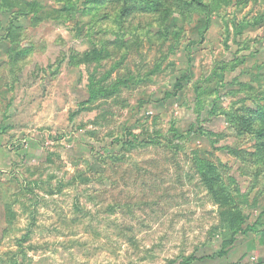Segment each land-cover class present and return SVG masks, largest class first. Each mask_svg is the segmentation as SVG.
I'll return each mask as SVG.
<instances>
[{"label":"rangeland","instance_id":"1","mask_svg":"<svg viewBox=\"0 0 264 264\" xmlns=\"http://www.w3.org/2000/svg\"><path fill=\"white\" fill-rule=\"evenodd\" d=\"M17 1L66 11L3 14L0 264H264V0H206L165 39L118 1Z\"/></svg>","mask_w":264,"mask_h":264},{"label":"trees","instance_id":"2","mask_svg":"<svg viewBox=\"0 0 264 264\" xmlns=\"http://www.w3.org/2000/svg\"><path fill=\"white\" fill-rule=\"evenodd\" d=\"M111 4H116L118 1L119 5L122 6L120 16L122 18L131 17V16H157L159 20H161V24L159 27V32L157 35L161 38H168L171 34V27L167 24L169 19L172 17H178L180 15V11L184 13L190 14L195 9H199L197 11H202L209 9L208 4L205 2L206 0H108ZM172 1V2H171ZM88 3V4H87ZM102 5L106 4V0H86L85 5ZM41 6L36 2H29L23 3L17 0H0V28H3L4 23V15H11L13 13L16 17L22 15V12L28 11L30 14H34L36 20H40L42 16L47 14H61L62 12L66 11L65 9L62 10H46L45 13H40ZM40 8V9H38ZM37 15V16H36ZM184 15V14H183ZM28 17V16H27ZM23 18V17H22ZM21 19V18H20ZM34 19V18H33ZM34 19V21H36ZM19 21V20H17ZM175 29V28H174ZM22 30L19 24L9 25L6 29V40H9L10 43H15L18 39V34ZM177 31V30H176ZM152 36V34H149ZM156 35V36H157ZM125 41V40H124ZM109 58V49L106 48H98L93 49L91 52L85 54L82 57L83 63L87 64H94L100 63L105 61ZM119 85V81L116 83H112L110 87H102L100 90L94 86L91 89L92 98H95L99 93L104 98L112 97L113 93H115L117 87ZM178 88L180 89L181 86L179 85ZM166 97H170V93L165 94ZM250 128V127H249ZM256 132L259 133V142H261V149L264 152V128H255ZM176 133V132H175ZM175 135V134H174ZM196 165H198V169L200 174L202 175V180L204 183L211 189H214L215 183L208 177V174H212L213 178L216 177L212 164L203 163L199 160H196Z\"/></svg>","mask_w":264,"mask_h":264}]
</instances>
